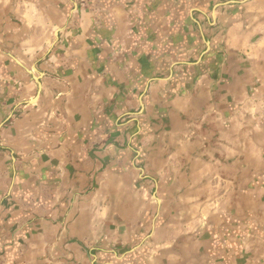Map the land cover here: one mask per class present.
I'll use <instances>...</instances> for the list:
<instances>
[{"label":"crops","instance_id":"0c3cea01","mask_svg":"<svg viewBox=\"0 0 264 264\" xmlns=\"http://www.w3.org/2000/svg\"><path fill=\"white\" fill-rule=\"evenodd\" d=\"M0 264H264V0H0Z\"/></svg>","mask_w":264,"mask_h":264},{"label":"rangeland","instance_id":"374dc122","mask_svg":"<svg viewBox=\"0 0 264 264\" xmlns=\"http://www.w3.org/2000/svg\"><path fill=\"white\" fill-rule=\"evenodd\" d=\"M194 134L195 133H192V135H194ZM165 159L167 160V158H165ZM145 175L147 176V178H144V180L146 181V186L147 187H145L144 189L141 190V192H142L141 197L143 196L142 199L144 201V205L142 207L144 208L145 211H147V212L150 211V215L149 216H152L153 215V211L152 210H154V207H156V204L158 203V202H156V200L154 198V197L157 198V194L156 193H158V190H156L154 188L153 181L151 180V177H152L151 173H145ZM130 203H131V201H130ZM116 207L121 208L122 206L114 205V212H116ZM129 207H130V211L133 210L131 205ZM133 207L134 208L136 207L135 204L133 205ZM147 212L145 214H147ZM148 220H149V218H147L146 220H143L141 222V224H143V226L145 227L146 224H148V222H149ZM129 224H130L129 227L131 228L132 227V223H129Z\"/></svg>","mask_w":264,"mask_h":264}]
</instances>
